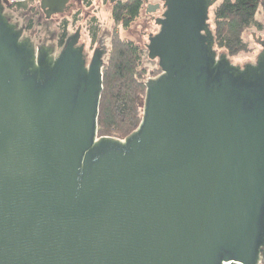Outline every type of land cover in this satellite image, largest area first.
I'll use <instances>...</instances> for the list:
<instances>
[{
	"label": "water",
	"instance_id": "1",
	"mask_svg": "<svg viewBox=\"0 0 264 264\" xmlns=\"http://www.w3.org/2000/svg\"><path fill=\"white\" fill-rule=\"evenodd\" d=\"M220 1L161 0L162 73L116 140L98 137L106 50L87 65L80 27L35 48L0 0V264L264 263V37L243 66L218 52Z\"/></svg>",
	"mask_w": 264,
	"mask_h": 264
},
{
	"label": "trees",
	"instance_id": "2",
	"mask_svg": "<svg viewBox=\"0 0 264 264\" xmlns=\"http://www.w3.org/2000/svg\"><path fill=\"white\" fill-rule=\"evenodd\" d=\"M143 0L118 1L114 5V18L125 27L136 20L145 6ZM264 13V0H223L213 7L211 25L216 47L229 58L241 52H250L253 47L246 39L249 30L264 31V21L257 15ZM61 44L67 35V24ZM93 37L97 30L93 28ZM145 52L134 40L116 34L111 42L109 56L103 68L98 137L124 140L140 126L144 116L147 93L146 83L156 78L143 65ZM159 74L162 72L158 68ZM155 73V72H154Z\"/></svg>",
	"mask_w": 264,
	"mask_h": 264
},
{
	"label": "rangeland",
	"instance_id": "3",
	"mask_svg": "<svg viewBox=\"0 0 264 264\" xmlns=\"http://www.w3.org/2000/svg\"><path fill=\"white\" fill-rule=\"evenodd\" d=\"M26 5L22 8L27 10V8L30 5H33L36 9H40L39 4L40 1H27L25 2ZM20 8V7H19ZM76 8H79L80 10V17L78 18V22L71 23L69 26V31H75L78 25H82V42L86 43V50L87 53L91 56L93 53V50L98 44L96 42L100 39L102 42L104 41L106 47L110 49L111 47V38L115 34H118L120 37L124 39H131L134 40L137 44L141 46V49L145 51V55L143 58V65L147 66L149 70H151L152 74L156 77H158L159 71V64L157 60H151L148 58L147 54V47L145 43L149 42V33H142V37L140 34V29L138 26H142V29L147 30L151 33H155L159 30V26L152 21L151 17L146 14L145 12V6L143 10L141 11L140 16L133 22L132 26L129 29H124L122 25H117L114 23L113 18L111 17V10H112V4L109 3V0H94L90 1V3L86 4L83 3H76ZM17 13V12H15ZM40 13V12H38ZM213 14V8L211 9L210 16L212 19ZM41 15V14H40ZM158 15V14H157ZM68 17L74 18V14L66 15ZM64 16H56L55 20H53L50 25V30L45 31L47 28V23H43L40 25V31L41 37L44 38L46 35L44 34V31L49 33L53 32L57 34H60L63 30L62 24L60 25V21H63ZM257 18L259 20L264 21V13H259L257 15ZM42 20L45 19L44 16L41 18ZM37 20V17H36ZM76 19L74 18L73 21ZM41 24V23H40ZM93 28H96L97 30V36L96 38L93 37ZM257 33V35H263L264 37V31H255V30H249L246 32V39L250 42V45L253 47L250 52H241L237 56H231L229 59L234 63L235 65L238 64V66H243L244 63H251L255 62L258 54L261 51V46L255 42L253 39V33ZM64 32V31H63ZM144 39V42H143ZM93 41V42H92ZM155 72V73H154ZM264 264V263H261Z\"/></svg>",
	"mask_w": 264,
	"mask_h": 264
},
{
	"label": "flooded vegetation",
	"instance_id": "4",
	"mask_svg": "<svg viewBox=\"0 0 264 264\" xmlns=\"http://www.w3.org/2000/svg\"><path fill=\"white\" fill-rule=\"evenodd\" d=\"M1 1L3 2V5L5 7L4 14L7 16L9 22L12 23V24H16L17 25V29L23 28L22 39L25 38V37H29L31 39L32 43L34 44L35 48H37L41 44L55 46V48H56L55 55H57L61 51L63 46L66 44L69 36L74 34L76 32V30L80 27L81 28V38H80V41H79L78 45H82V44L84 45V54H85V57H86L87 65L90 64L91 59H92V57L94 55V52L97 49L106 50V54L104 55V63H106V60H107V58L109 56L110 49H108V47H106L104 41L102 42L99 39L96 42V44H98V46H96L94 48L93 53L90 56L87 53V50H86V43L82 42V29H83L82 25H78L75 31L67 32V35H66V37L64 39V43L63 44H61V38L63 37V34H64L63 31L60 34H57V36H56V33H53V32L47 33V32H45V31L50 30V25L49 24L53 20H55L56 16H64L63 17L64 20L60 21L61 22L60 25L63 24V23L67 24V31H69L70 24L71 23L74 24V23L78 22V18L80 17L79 16L80 15V11H79L80 9L76 8V3L77 2H79V3L85 2L86 4H88V3H90V1H94V0H68L69 1L68 4H67L68 7H66L62 13L53 14L50 18H47V15H46L45 11L41 7V1L42 0H13L12 2L10 0H1ZM27 1H40V4H39L40 9H36L35 7H33V5H30L27 8V10L24 11V9L22 7L26 5L25 2H27ZM118 1H128V0H116L115 2H111V0H110V2L112 4L111 17L113 18L115 24L122 25L124 27V29H129L132 26V24H133V22L135 20L132 21L129 26L125 27L122 23H117L115 18H114V14H113L114 5ZM143 1H148V2H145V12H146L147 15H149L151 17V19L154 22H156V19L158 17H162V15H163L165 10L163 8V2H161V0H143ZM148 4H152V5L160 4V8H158L156 10V12H147ZM15 12H17V13H15ZM38 12H40V13H38ZM71 14H72V16L74 14V18L76 19L75 21H73L74 18L72 19L71 17L66 16V15H71ZM42 16L45 17L44 20L41 19ZM36 17H37V20H36ZM43 23H47V25H48L46 30L44 31V34L46 35V37H44V38L41 37V32L42 31H40V25H42ZM159 30H160V26H159ZM159 30L157 32H155V33H150L149 34V42H150L151 36H153L156 33H158ZM114 36H115V34L112 36L111 42H112V39H113ZM149 42L146 43V47L149 44ZM218 52H219V50H218ZM147 54H148V48H147ZM156 60L158 61V64H159V60L158 59H156Z\"/></svg>",
	"mask_w": 264,
	"mask_h": 264
},
{
	"label": "built area",
	"instance_id": "5",
	"mask_svg": "<svg viewBox=\"0 0 264 264\" xmlns=\"http://www.w3.org/2000/svg\"><path fill=\"white\" fill-rule=\"evenodd\" d=\"M11 2L13 1V0H10Z\"/></svg>",
	"mask_w": 264,
	"mask_h": 264
}]
</instances>
